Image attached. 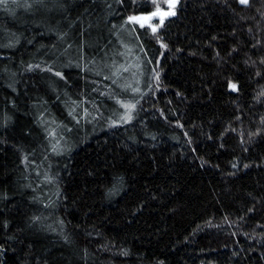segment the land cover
Segmentation results:
<instances>
[{
    "label": "trees",
    "instance_id": "obj_1",
    "mask_svg": "<svg viewBox=\"0 0 264 264\" xmlns=\"http://www.w3.org/2000/svg\"><path fill=\"white\" fill-rule=\"evenodd\" d=\"M24 3L0 6V264H264V0L143 27L167 0Z\"/></svg>",
    "mask_w": 264,
    "mask_h": 264
},
{
    "label": "snow or ice",
    "instance_id": "obj_2",
    "mask_svg": "<svg viewBox=\"0 0 264 264\" xmlns=\"http://www.w3.org/2000/svg\"><path fill=\"white\" fill-rule=\"evenodd\" d=\"M13 2L16 3L17 0H13ZM178 2H179V0H167V5H168L167 10H164L163 7L158 6L152 11H147L146 5H140V7H141L140 14L139 15H135V14L129 15V16H127L126 19L128 21H141V27H143L144 22L151 21L153 17H159L160 23L162 25L164 23L166 17H170V16H173L176 14L175 9H176ZM32 3H36V4H40L41 6H45V0H32ZM121 3H123V0H121ZM240 3L247 5L249 3V0H240ZM7 4H8V0H0V6H6ZM133 4L136 5L137 0H133ZM17 6H20V5L18 4ZM22 6L25 8H30L32 5L30 3H28V0H25V3ZM59 7L63 8L64 7L63 3H59ZM151 28H152V32L156 33L157 29H158V25L151 24ZM58 36H59V38H65L67 36V33L60 32V33H58ZM262 63H264V59H262ZM33 67L34 66L32 64L27 65V68H29V69H31ZM36 67H39V65H37ZM49 70L51 71V69H49ZM62 75H63V73L56 72V76H62ZM257 75H260V73L258 72ZM156 78L157 79L159 78L158 73L156 74ZM233 87H235V85H233ZM133 91H137V90L133 89ZM258 95L264 96V91H262ZM124 107L126 109H128V111L124 112L119 120L113 119L110 117L109 119H110L111 124L115 125V124H119V123H126V122L131 121L133 119L132 109H134L136 107V104L135 103H126V104H124ZM41 115H43V113H41ZM9 120H10V117L7 115V113H5L4 117H3V122L5 124H7V122ZM259 132H260V129H257V133H254L251 135L258 134ZM52 134L53 133H51V132L49 133L50 136ZM64 147H65V145H62L59 140H56V144L53 146L52 151L53 152H59V151L63 150ZM247 166L248 165H245V167H247ZM234 167H235V165H234ZM46 179L52 180L54 178L53 177H46ZM118 184H119V182H117L116 184H113L112 187H110L108 189V192L110 195L118 194V192H119ZM250 211H251V209H250ZM32 219L36 220L38 218L33 217ZM64 238H65V240L69 239L67 236H65ZM3 248H4V245L0 244V249H3ZM161 264H163V262H161Z\"/></svg>",
    "mask_w": 264,
    "mask_h": 264
},
{
    "label": "rangeland",
    "instance_id": "obj_3",
    "mask_svg": "<svg viewBox=\"0 0 264 264\" xmlns=\"http://www.w3.org/2000/svg\"><path fill=\"white\" fill-rule=\"evenodd\" d=\"M157 20H158V18L156 17V18H152L151 21H157ZM151 21H146V24H147V23H150Z\"/></svg>",
    "mask_w": 264,
    "mask_h": 264
}]
</instances>
